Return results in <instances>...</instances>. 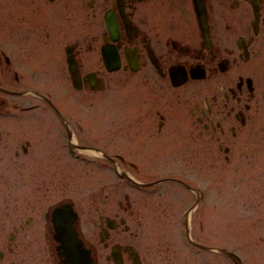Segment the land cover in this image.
Segmentation results:
<instances>
[{"label":"flooded vegetation","instance_id":"1","mask_svg":"<svg viewBox=\"0 0 264 264\" xmlns=\"http://www.w3.org/2000/svg\"><path fill=\"white\" fill-rule=\"evenodd\" d=\"M14 1L7 0L9 11L0 16V160H11L10 150L15 165H25L20 158L31 141L12 150V121L45 110L71 157L88 147L137 194L151 197L161 193V181H174L178 170L167 165L169 153L185 159L194 147L203 154L200 136L189 147L188 125L215 141L224 160L243 134L249 144L264 125V0H18L26 2L20 9ZM130 79L133 155L78 143L76 132L86 130L88 117L75 108L76 92L109 90ZM41 183L20 196L11 186L0 194L5 215L20 205L29 210L16 222L0 220V264H68L51 222V211L62 206L76 212L69 223L86 264H163L164 246L155 235L167 222H126L117 212L80 222L68 196L45 209ZM127 196L117 201L125 212ZM183 224L191 250L204 249L201 234L190 233L203 222ZM174 239L183 238L176 232Z\"/></svg>","mask_w":264,"mask_h":264},{"label":"rangeland","instance_id":"2","mask_svg":"<svg viewBox=\"0 0 264 264\" xmlns=\"http://www.w3.org/2000/svg\"><path fill=\"white\" fill-rule=\"evenodd\" d=\"M17 2L14 1L16 8L26 5L24 1ZM8 8L7 0H0V16L3 17ZM131 80L110 84L109 90L91 94L76 92L75 108L78 113L79 108L86 112L88 117L86 130L76 132L78 143L104 147L109 152L121 148L133 155L136 104L132 102L134 82ZM41 81L42 88H46L47 81ZM191 88L189 86L188 91ZM50 116L45 110H39L22 121L13 119L12 150L24 139L31 141L32 146L27 155L20 158L26 162L24 166L19 162L15 165L10 150L12 159L3 156L0 160V194L8 192L11 186L13 195L20 196L30 187H37L41 178L43 183L39 187L43 192L44 208L47 209V204L57 196H68L75 202L80 222H98V215L113 212L126 217V222H167L168 225L162 224L155 235L165 250L160 263L234 264L219 251L225 248L237 253L241 264H264V125L252 132L249 144H244L243 134L234 144L229 160L223 159L224 153L216 148L215 141L197 134V130L188 125L185 130L189 147L191 141L200 136L205 145L203 154L200 156L194 147L189 148L185 159H175L176 155L169 153L167 165L178 170L172 173L174 181H161L158 185L161 193L150 197L137 194L135 186L116 175L113 165L101 161L88 147L77 148L75 154L78 155L71 157L61 142L63 135L56 121ZM124 134L128 135L124 137ZM125 194L130 204L126 212L117 204L118 200L124 201ZM1 202V222H16L29 213L20 205L8 210L7 216ZM184 213L188 227L189 222L194 227L196 222H203L201 231L193 227L190 233L192 237L200 233L204 245L210 249L191 250L183 229ZM176 232L182 240L175 241Z\"/></svg>","mask_w":264,"mask_h":264},{"label":"water","instance_id":"3","mask_svg":"<svg viewBox=\"0 0 264 264\" xmlns=\"http://www.w3.org/2000/svg\"><path fill=\"white\" fill-rule=\"evenodd\" d=\"M76 218V212L71 207L62 206L51 211V221L54 223V237L60 242V247L67 255L68 264H86L90 259L80 248L81 242L77 232L71 229L70 223ZM65 222H68L66 224ZM226 254L234 264H240L239 257L232 251L219 249Z\"/></svg>","mask_w":264,"mask_h":264}]
</instances>
